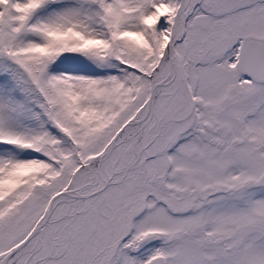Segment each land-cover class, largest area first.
<instances>
[{
  "label": "snow or ice",
  "instance_id": "1",
  "mask_svg": "<svg viewBox=\"0 0 264 264\" xmlns=\"http://www.w3.org/2000/svg\"><path fill=\"white\" fill-rule=\"evenodd\" d=\"M0 264H264V0H0Z\"/></svg>",
  "mask_w": 264,
  "mask_h": 264
}]
</instances>
